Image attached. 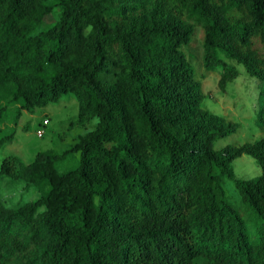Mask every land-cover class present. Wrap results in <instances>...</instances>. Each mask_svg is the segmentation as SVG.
Masks as SVG:
<instances>
[{
    "label": "trees",
    "instance_id": "16d2710c",
    "mask_svg": "<svg viewBox=\"0 0 264 264\" xmlns=\"http://www.w3.org/2000/svg\"><path fill=\"white\" fill-rule=\"evenodd\" d=\"M195 27L219 89L241 64L264 100V0H0V148L11 112L66 93L96 119L62 151L1 160L38 196L0 198V264H264V135L217 146L239 124L203 107ZM243 154L258 175H235Z\"/></svg>",
    "mask_w": 264,
    "mask_h": 264
},
{
    "label": "rangeland",
    "instance_id": "374dc122",
    "mask_svg": "<svg viewBox=\"0 0 264 264\" xmlns=\"http://www.w3.org/2000/svg\"><path fill=\"white\" fill-rule=\"evenodd\" d=\"M54 18L45 17L43 28L48 27ZM193 65L195 77L201 81L204 94L203 107L225 120L239 124L237 131L217 142L218 147L225 144L240 145L264 135V100L261 97V83L248 76L243 65L237 64L238 76L220 90L217 81L219 68L206 71L202 65L201 30L195 27L191 41L183 46ZM79 102L71 93L64 94L58 101L37 107L32 113L23 111L17 118L13 112L6 118L3 126L13 127L15 135L12 141L0 148V163L8 154L16 155L23 163L31 161L36 152L48 148L62 151L74 144L80 134L91 130L96 119L81 122L77 119ZM48 119L47 124L43 120ZM43 129L42 136L36 131ZM235 175L250 178L260 173V167L249 155H241L233 162ZM25 181L13 180L0 173V198L9 206H16L38 196L34 187L24 188ZM228 198L239 204L240 197L231 182H225Z\"/></svg>",
    "mask_w": 264,
    "mask_h": 264
},
{
    "label": "built area",
    "instance_id": "2783aa9c",
    "mask_svg": "<svg viewBox=\"0 0 264 264\" xmlns=\"http://www.w3.org/2000/svg\"><path fill=\"white\" fill-rule=\"evenodd\" d=\"M43 124H47L48 123V119H44L43 120V122H42ZM36 134L38 135V136H42V134H43V129H38L37 131H36Z\"/></svg>",
    "mask_w": 264,
    "mask_h": 264
}]
</instances>
